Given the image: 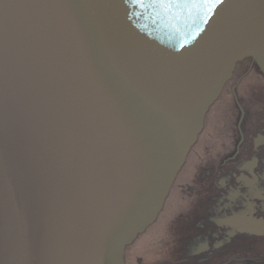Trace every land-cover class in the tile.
<instances>
[{
  "label": "water",
  "instance_id": "1",
  "mask_svg": "<svg viewBox=\"0 0 264 264\" xmlns=\"http://www.w3.org/2000/svg\"><path fill=\"white\" fill-rule=\"evenodd\" d=\"M0 0V264H125L264 0Z\"/></svg>",
  "mask_w": 264,
  "mask_h": 264
},
{
  "label": "flooded vegetation",
  "instance_id": "2",
  "mask_svg": "<svg viewBox=\"0 0 264 264\" xmlns=\"http://www.w3.org/2000/svg\"><path fill=\"white\" fill-rule=\"evenodd\" d=\"M213 107L225 119L219 144L209 133L211 109L162 212L126 250L125 264H264V75L257 65L240 63ZM159 244L162 253L149 259Z\"/></svg>",
  "mask_w": 264,
  "mask_h": 264
},
{
  "label": "rangeland",
  "instance_id": "3",
  "mask_svg": "<svg viewBox=\"0 0 264 264\" xmlns=\"http://www.w3.org/2000/svg\"><path fill=\"white\" fill-rule=\"evenodd\" d=\"M215 111V109H214V107L212 108V110H211V112H210V116H211V119H210V129H209V133H211V135H213V136H211L213 139H214V137H215V140H216V143L217 144H219L218 143V140H219V142H220V138H219V136H220V134L221 133H223V127H224V124H225V119L224 118H222L218 113H221V110H219V109H216V111H217V114L216 113H214L213 114V112ZM212 113V114H211ZM219 122V123H218ZM215 123H218L217 125L218 126H216L215 128H214V124ZM207 130V129H206ZM213 130V131H212ZM208 131V130H207ZM207 131H205V132H207ZM203 136H205V133H204V135ZM202 136V137H203ZM189 171H185L184 173H183V176L184 177H187V176H189ZM140 244L142 245V247H144L146 244H147V242H145V241H142V240H140V242H139V246H140ZM161 245L159 244L158 246L157 245H155L154 247H153V253H151V254H149L148 255V258L149 259H153V258H156V257H159L160 256V254L162 253V251H160V250H162L161 248H159ZM134 247V246H133ZM141 247V246H140ZM131 249V248H130Z\"/></svg>",
  "mask_w": 264,
  "mask_h": 264
},
{
  "label": "snow or ice",
  "instance_id": "4",
  "mask_svg": "<svg viewBox=\"0 0 264 264\" xmlns=\"http://www.w3.org/2000/svg\"><path fill=\"white\" fill-rule=\"evenodd\" d=\"M140 3H143V0H139ZM169 3L173 2V0H168ZM185 2H187V0H185ZM193 3H197V0H192ZM214 2V0H204V4L209 6V10H210V6L211 4Z\"/></svg>",
  "mask_w": 264,
  "mask_h": 264
}]
</instances>
